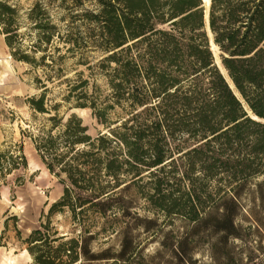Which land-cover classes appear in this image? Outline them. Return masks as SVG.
I'll list each match as a JSON object with an SVG mask.
<instances>
[{
    "label": "trees",
    "instance_id": "trees-1",
    "mask_svg": "<svg viewBox=\"0 0 264 264\" xmlns=\"http://www.w3.org/2000/svg\"><path fill=\"white\" fill-rule=\"evenodd\" d=\"M94 1L98 12L83 14L97 23L87 38L76 16L62 34L41 2L28 10V32L20 33L19 9L0 1V32L11 56L43 71L36 79L42 92L28 104L49 115L51 127L33 142L45 168L65 185L23 244L31 264H194L188 239L169 245L174 237L162 235L157 220L143 216L125 194L148 173L150 208L183 213L198 224L205 210L196 189L180 193L170 182L264 176V0H211L220 66L202 0ZM88 50L103 56L91 65L84 60ZM67 54L79 56L89 78L63 80ZM96 75L110 88L104 99L97 87L89 89ZM58 81L67 89L62 103L52 105L48 84ZM64 105L68 111L60 117ZM116 107L125 117L112 121ZM72 110L90 111L106 133L92 136ZM26 166L20 152L0 155L4 175ZM221 209L217 229L236 234L238 200ZM157 239L162 248L146 252L142 244Z\"/></svg>",
    "mask_w": 264,
    "mask_h": 264
},
{
    "label": "rangeland",
    "instance_id": "rangeland-1",
    "mask_svg": "<svg viewBox=\"0 0 264 264\" xmlns=\"http://www.w3.org/2000/svg\"><path fill=\"white\" fill-rule=\"evenodd\" d=\"M6 1L20 11V33L28 32L26 13L37 2L47 7L53 23L59 27L62 34H65L66 27L75 16L76 25L81 27L84 38L88 37L90 28L97 27L95 21L88 22L83 17L85 12H98L99 4L94 0H79L77 3L75 0ZM75 4L77 7L73 8ZM0 41L4 55L11 57L17 77L25 87L7 88L10 83L7 81L1 83L4 73L0 68V85H3L0 87V155L20 152L27 161L25 168L13 170L10 174L4 175L0 171V261H4L5 264H9L10 261H15L16 264H31L32 260L28 261L27 256L23 254L24 251L27 252L23 241L40 226L42 214H46L51 204L62 196L65 185L45 168L33 142L41 130H49L51 127L48 121L50 116L36 113L28 104V99L37 97L42 92L36 84V79L43 78V71L41 69L33 71L29 65L17 62L11 56L1 32ZM60 46L62 47L61 43ZM62 54H66L64 49ZM84 55V60L91 65L103 56L102 53L93 50H88ZM216 55L220 66L218 48ZM79 60V56L73 58L67 54L64 60L63 80H76L77 74H81L84 79L90 77L88 66L79 64ZM94 77L89 89L93 91L97 87L98 93L103 99L106 98L111 92L106 79L100 75ZM48 88L50 92L47 98L51 101L50 104L62 103V96L67 89L66 83L64 81L49 83ZM106 101L107 99L104 100ZM67 111L68 107L64 105L59 111L60 117H64ZM78 111L72 110L83 119L92 136L99 132L106 133L105 128L98 124L90 111ZM70 114L72 113L69 112ZM123 117L125 114L119 107L110 111L112 121ZM144 175L141 182L126 192V199L134 201L143 216L156 219L162 235L169 234L174 237L169 245L177 246V241L187 238L188 247L193 250L194 264H264V182H261L264 176L252 182H170L180 193L196 189L195 192L202 199L204 204L201 208L203 207L205 212L201 222L194 224L189 222L186 214L168 215L151 209L148 196L152 194L153 186L148 173ZM235 198L239 203V212L235 218L237 232L227 236L226 232L218 230L217 226L220 214L223 213L221 208L230 199ZM217 207L220 209L217 210ZM143 227L140 226L139 232H143ZM162 241L163 239L154 242L149 240L148 244L146 241L142 247H145L146 252H152L162 248Z\"/></svg>",
    "mask_w": 264,
    "mask_h": 264
},
{
    "label": "bare ground",
    "instance_id": "bare-ground-1",
    "mask_svg": "<svg viewBox=\"0 0 264 264\" xmlns=\"http://www.w3.org/2000/svg\"><path fill=\"white\" fill-rule=\"evenodd\" d=\"M202 3L204 4L203 6H204V8H205V10H206V12L208 14L209 6H211V0H202ZM209 35H211V34H209ZM211 47H212L213 53L215 54V56H217L216 55L217 46L215 44H212ZM3 52H4L3 51V47H2L1 41H0V68L3 70V73H4V79L2 80L1 83H4V82L7 81V82L10 83V85H8L7 88H10V87H13V86H21L23 89H25V87H23V84H22L21 80L17 77V72H16V70H15V68L13 66L11 57L10 56H5ZM218 62L219 61L217 60V63ZM222 72L224 73L225 77L227 78L231 88H233V90L235 91V94L240 98L238 92L234 88L232 82L226 76V73H225V71L223 69H222ZM1 86H3V85H0V87ZM78 112H84V111L83 110H79ZM252 117L256 118L253 115H252ZM23 254H25V256H27L26 259L28 261L32 260L31 256L26 251H24ZM0 264H5V262L4 261H0ZM9 264H16V263H15V261H10Z\"/></svg>",
    "mask_w": 264,
    "mask_h": 264
},
{
    "label": "water",
    "instance_id": "water-1",
    "mask_svg": "<svg viewBox=\"0 0 264 264\" xmlns=\"http://www.w3.org/2000/svg\"><path fill=\"white\" fill-rule=\"evenodd\" d=\"M207 14V12H206V10L204 11V22H205V24H206V26H207V31H208V33L209 34H211L209 37H210V47H211V45L212 44H214V40H213V35H212V33H211V31H210V27H209V17H210V6H209V10H208V14ZM212 39V40H211ZM211 51L213 52V50H212V47H211ZM214 57H216L215 56V54H214ZM216 59V58H215ZM216 63H217V60H216ZM218 64V63H217ZM234 86V85H233ZM235 88V87H234ZM233 89V88H232ZM235 92V91H234ZM240 96V95H239Z\"/></svg>",
    "mask_w": 264,
    "mask_h": 264
}]
</instances>
